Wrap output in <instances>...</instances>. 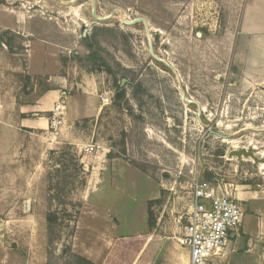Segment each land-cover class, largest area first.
<instances>
[{"label":"rangeland","instance_id":"obj_1","mask_svg":"<svg viewBox=\"0 0 264 264\" xmlns=\"http://www.w3.org/2000/svg\"><path fill=\"white\" fill-rule=\"evenodd\" d=\"M95 2L107 20L91 0H0V264H133L146 241L138 264H160L197 180L242 193L247 242L216 264H264V85L219 53L223 1ZM41 63L78 115L59 135L21 126L51 115L20 112L56 84Z\"/></svg>","mask_w":264,"mask_h":264},{"label":"crops","instance_id":"obj_2","mask_svg":"<svg viewBox=\"0 0 264 264\" xmlns=\"http://www.w3.org/2000/svg\"><path fill=\"white\" fill-rule=\"evenodd\" d=\"M221 1H223V6L228 11V21L226 34L219 41L218 47L220 55L224 54L226 57L230 58L231 62L239 68L242 80L246 81L250 87L264 85V0ZM34 62L36 63V61ZM49 66L50 64L48 63H41V69L37 75H48V78H50L47 79L48 82H50V84H56L52 85L48 90H46V92L39 96V99H37L36 101L34 100L33 102H28L27 104H21L20 112H50L53 109L54 105L64 97L65 102H67V105H69L70 108L68 116L66 114L67 117H65L64 126H66V124L70 126L74 124L75 120H77L76 118L78 115L76 114V111L71 110L70 103L72 99L71 97H69L65 89H63L66 88L68 80L64 75L57 71L51 72ZM34 115L32 117L22 118L20 120L21 126L33 131L34 133H38L39 131L49 128L48 118H37L34 117ZM75 116L76 118H74ZM232 192L234 196H236V198H238V200L240 201V194L242 195V193L238 191ZM247 194L248 193L244 192L243 196H247ZM248 196L249 197L247 198V200L251 198V195ZM252 203H254V201H252ZM192 207L193 204L191 206V209ZM45 219L47 220L48 218ZM255 220V225L251 227L250 230H254L256 228V224L259 223V221L260 223L261 221L262 223L264 222V218H260L259 220V217H255ZM181 231L182 227H180L178 231H176V234L174 233V236L171 237L172 240L161 242L160 245L163 246L164 252L160 264H191L189 250L186 247L179 245V243L177 242L176 237L180 235ZM240 232L232 237L231 241L223 249L220 255L215 256L211 259V262H213V264H216L217 258L222 255L228 257L230 256L231 258L235 259L238 249L242 245H245L247 242L246 238L240 235ZM109 240H111V237L109 238ZM254 241L255 240H250L251 246ZM149 242L151 241L142 243V250H140V252L136 254V257L133 260V264L139 263L141 256L146 251L145 249L149 246ZM105 246H108V248L102 247L103 251H101V253L103 254L107 252L105 250H112L114 243L111 240L110 244Z\"/></svg>","mask_w":264,"mask_h":264},{"label":"built area","instance_id":"obj_3","mask_svg":"<svg viewBox=\"0 0 264 264\" xmlns=\"http://www.w3.org/2000/svg\"><path fill=\"white\" fill-rule=\"evenodd\" d=\"M102 99L105 103L110 101L108 96ZM66 111L63 97L54 105L49 117V126L55 135L61 133ZM95 150V146L87 147L89 152ZM232 191L205 180L193 183V207L185 215L182 231L176 237L179 245L189 250L191 264H209L240 232L244 210Z\"/></svg>","mask_w":264,"mask_h":264},{"label":"water","instance_id":"obj_4","mask_svg":"<svg viewBox=\"0 0 264 264\" xmlns=\"http://www.w3.org/2000/svg\"><path fill=\"white\" fill-rule=\"evenodd\" d=\"M92 1V4H93V15L95 17V19L99 20V21H105L107 20L108 18H102V17H99L98 14H97V7H96V2L95 0H91ZM140 21H145L143 18H138V19H135V20H132V21H126V23L128 24H135L137 22H140ZM148 39H149V43H150V47H151V51H152V54L153 56L157 59V60H160V61H163L159 56H157L155 53H154V50H153V45H152V40H151V37L150 35H148Z\"/></svg>","mask_w":264,"mask_h":264},{"label":"trees","instance_id":"obj_5","mask_svg":"<svg viewBox=\"0 0 264 264\" xmlns=\"http://www.w3.org/2000/svg\"><path fill=\"white\" fill-rule=\"evenodd\" d=\"M149 223L151 226H154L155 225V220H154V217H153V214L151 213L150 214V219H149ZM89 264H94V263H90Z\"/></svg>","mask_w":264,"mask_h":264}]
</instances>
